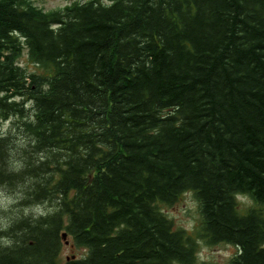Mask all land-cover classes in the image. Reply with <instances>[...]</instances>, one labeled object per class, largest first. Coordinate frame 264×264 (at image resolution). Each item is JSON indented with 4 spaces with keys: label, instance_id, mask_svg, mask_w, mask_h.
Segmentation results:
<instances>
[{
    "label": "trees",
    "instance_id": "1",
    "mask_svg": "<svg viewBox=\"0 0 264 264\" xmlns=\"http://www.w3.org/2000/svg\"><path fill=\"white\" fill-rule=\"evenodd\" d=\"M5 118L0 188L50 211L0 229V264H61L63 232L62 264H194L196 238L264 264V0H0ZM186 191L196 233L160 209Z\"/></svg>",
    "mask_w": 264,
    "mask_h": 264
},
{
    "label": "rangeland",
    "instance_id": "2",
    "mask_svg": "<svg viewBox=\"0 0 264 264\" xmlns=\"http://www.w3.org/2000/svg\"><path fill=\"white\" fill-rule=\"evenodd\" d=\"M82 2L85 0H32L33 5L44 11L63 8L73 2ZM109 3L110 0H101ZM19 65L26 68L28 72L42 70L28 60L27 51L23 48L21 55L16 58ZM9 125L7 118L0 119V128L6 129ZM25 186H19V189L13 190L0 188V229H7L11 222L23 215H40L50 211V206L46 204L29 206L20 202L21 194L19 190ZM20 197V198H19ZM238 208L240 211H246L255 206V202L247 195L238 194L236 196ZM21 203V205H20ZM162 212L172 221L174 228H182L186 232H197L200 229L201 218L199 213V203L192 191H186L181 194L179 199L170 205L160 204ZM194 234V233H193ZM196 261L194 264H226L230 257L237 253L238 249L232 244L218 243L207 244L201 238H196ZM84 249L76 248L72 244H63L59 254V263H64L67 257L81 256ZM178 264V263H175Z\"/></svg>",
    "mask_w": 264,
    "mask_h": 264
},
{
    "label": "water",
    "instance_id": "3",
    "mask_svg": "<svg viewBox=\"0 0 264 264\" xmlns=\"http://www.w3.org/2000/svg\"><path fill=\"white\" fill-rule=\"evenodd\" d=\"M62 238L65 240V244H68V241L66 240V233L65 232H63L62 233ZM74 257V255H71V258H73ZM69 257H67V259H68Z\"/></svg>",
    "mask_w": 264,
    "mask_h": 264
}]
</instances>
